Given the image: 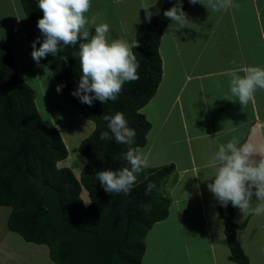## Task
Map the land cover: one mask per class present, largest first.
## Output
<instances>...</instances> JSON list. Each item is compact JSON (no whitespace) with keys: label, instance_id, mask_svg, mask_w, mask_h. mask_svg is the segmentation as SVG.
I'll return each instance as SVG.
<instances>
[{"label":"crops","instance_id":"obj_1","mask_svg":"<svg viewBox=\"0 0 264 264\" xmlns=\"http://www.w3.org/2000/svg\"><path fill=\"white\" fill-rule=\"evenodd\" d=\"M141 1L142 7L146 4L151 7L159 0H138L137 24L132 29L124 28L118 39H136L143 20L142 14L138 15ZM214 3L215 0L190 3L183 25L171 27L173 21L167 25L160 44L162 80L154 98L141 111L151 123L147 144L140 148L149 154L148 168L174 167L173 173L163 181V189L160 187L168 200L169 215L147 234L142 264H176L178 253L171 250L170 243L174 239L184 243L188 264H205L201 254L206 250L210 254L208 264H236L229 258L225 223L220 217V210L226 212L227 208L218 206L207 188L212 181L202 177L203 171L210 173L205 168L206 158L218 144L233 137L243 142L250 138L253 128L257 133L251 138L264 141V90H257L253 101L245 106L227 100H235L229 92V70L248 65L264 67V0H231L232 6L219 11ZM17 10L15 16L21 14ZM23 14L21 24L33 22L24 11ZM71 97L69 100H73ZM52 125L64 142L69 139L78 149L96 128L94 122L83 118L81 110ZM74 161L77 164L63 167L67 162L62 161L58 166L69 167L74 173L78 170L76 177L80 179L88 161L79 155ZM83 191L89 196L87 190ZM1 208L0 223L7 224L12 210ZM233 218L236 224L245 225L237 238L249 263L264 264V216H243L234 208ZM2 225L0 264L40 262V254L38 261H34V252L31 262L24 256L25 248L17 250L23 238L10 231L4 233ZM45 252L50 258L49 248Z\"/></svg>","mask_w":264,"mask_h":264},{"label":"trees","instance_id":"obj_2","mask_svg":"<svg viewBox=\"0 0 264 264\" xmlns=\"http://www.w3.org/2000/svg\"><path fill=\"white\" fill-rule=\"evenodd\" d=\"M20 2L28 19L37 22L42 18L38 0ZM174 3L175 0H159L150 7L153 12L150 23L145 22V10L142 11L143 20L135 39L139 47L133 49L140 64L139 79L126 83L116 102L102 104L97 101L89 107L71 94L80 75L79 43L85 41L63 47L56 56L45 60L54 78L60 84H66L63 90L71 94L83 118L96 125L94 132L79 147L81 155L88 161L80 179L71 169L58 167L59 162L69 156L67 146L58 129L44 123L36 106L35 93L19 75L13 50L9 46L0 47V208L12 210L7 222L9 231L27 243L48 246L54 264H75L73 246L53 228L42 187L48 184L60 191L66 220L85 231H100L116 207V194L105 193L95 173L129 166L121 154L129 148L140 149L147 144L151 123L141 111L154 98L162 80L160 44L171 22L163 13ZM189 6L190 0H182L184 12ZM88 32L90 38L95 29ZM116 112H123L129 126L135 130L134 144L100 139L101 132L109 131L111 135L104 117ZM114 155H121V159L114 160ZM173 171V166H165L146 168L139 174L136 186L129 192L127 238L111 264H142L147 234L153 226L168 218V201L161 196L159 189ZM149 184L154 185L150 191L147 190ZM83 189L89 193L91 203L88 206L81 197ZM233 215L231 205L226 212L220 210L231 253L229 258L236 264H250L237 238L238 231L245 225L236 224Z\"/></svg>","mask_w":264,"mask_h":264},{"label":"clouds","instance_id":"obj_3","mask_svg":"<svg viewBox=\"0 0 264 264\" xmlns=\"http://www.w3.org/2000/svg\"><path fill=\"white\" fill-rule=\"evenodd\" d=\"M195 5L203 0H190ZM92 0H38V8L43 16L37 21L41 36L32 43L31 56L37 65L49 54L56 56L63 47L75 46L79 43L80 75L72 95L81 103L93 106L94 102L102 104L116 102L126 83L139 79V61L133 49L139 47L136 40L108 38L110 26L100 23L95 26L94 35L85 30L89 23L96 24L93 17L89 20ZM231 0H215L216 10L226 9ZM145 22L150 23L153 12L146 4ZM163 15L173 21V25L181 26L187 20L183 11L182 0H175L173 7L164 11ZM39 45V47H37ZM75 56V55H74ZM67 60V58L65 59ZM242 74H239L241 73ZM229 92L231 97L242 106L253 101L257 90H264V67L248 65L244 68L232 69L228 72ZM66 84L56 86L61 93ZM109 131L101 132V140L114 139L117 144L132 145L135 143L136 132L129 126L123 112L105 116ZM256 128L250 138L241 142L233 137L226 143L217 145L216 150L206 158L202 180H211L207 184L219 207L231 205L246 215L264 216V141H256ZM122 155L129 166L120 169L100 170L95 173L100 187L108 195L128 194L136 186L139 174L150 166L149 154L141 149H132ZM114 155L113 159H121ZM59 167V166H58ZM197 176V175H196ZM154 187L149 184L147 190ZM218 216V213L216 214Z\"/></svg>","mask_w":264,"mask_h":264},{"label":"rangeland","instance_id":"obj_4","mask_svg":"<svg viewBox=\"0 0 264 264\" xmlns=\"http://www.w3.org/2000/svg\"><path fill=\"white\" fill-rule=\"evenodd\" d=\"M20 3L21 2H19V0L18 2H15L14 0H0V47L9 46L13 50L19 70V75L35 93L36 106L44 123L47 126H53L52 123L63 119L67 115L68 117H71L78 114L80 107L76 105L73 100H69L71 95L67 94L66 91L62 90L61 93H57L56 86L60 83L54 78L52 71L45 65V60L52 55L49 54L46 58H43L39 65H37L33 60L31 56L33 51L32 43L37 37L41 36V33L36 26L37 22L21 24L22 17H24V10L22 4ZM137 3L138 0H92L89 12L86 13V15L88 16L89 20L95 17L96 24L89 23L86 25L85 30L89 31L90 29H95V26L100 23H107L110 26L108 38L110 40L118 39L122 35L121 33L123 32L124 28L130 26L129 29H132L137 24L139 20V17H137L135 12ZM139 7H141L142 10L141 12H138V15H141L142 11L144 10L142 7V1L139 3ZM17 8H19L21 14L18 13L15 16L14 10L18 12ZM141 16L143 17V14ZM37 47H39V45H37ZM64 143L69 150V156L63 162L67 161L68 159L71 161H68L63 167L66 165L72 166L73 164H77L74 161V158H76L78 155L81 157L82 155L80 154L79 149L76 147V143H72L69 139L68 142ZM77 172L78 170H76L74 173L76 176ZM162 185L161 188L163 189ZM159 191L161 192L160 189ZM161 196L167 200L165 195L161 194ZM81 197L87 206L90 205L91 200L85 192ZM1 209L6 210L8 208L6 207V209ZM0 225H2L1 229L4 233L9 231L8 224L2 222ZM0 236H2V234H0ZM202 240L204 239H201V241ZM180 241L181 240L174 239L172 242H170L172 245L171 250H177L178 253V257L176 258L177 261L175 263L188 264L189 257L185 254L186 252L183 251L185 249L184 243ZM19 242L20 244H18L16 249L21 250L22 248H25L24 256L27 259H30L31 262L36 253L34 261H38L39 254L41 257L39 260L40 262L37 264L54 263L46 255L45 250L48 248L47 246H38L25 241ZM204 247L205 246L202 248ZM39 250H42V252ZM26 251H29V253H26ZM201 256L205 264L210 262V254L208 250L203 251ZM7 264L12 263L11 261H8Z\"/></svg>","mask_w":264,"mask_h":264},{"label":"water","instance_id":"obj_5","mask_svg":"<svg viewBox=\"0 0 264 264\" xmlns=\"http://www.w3.org/2000/svg\"><path fill=\"white\" fill-rule=\"evenodd\" d=\"M42 193L53 228L73 246L75 264H111L127 238L130 225L129 193L116 194V207L99 232L82 230L66 220L60 191L46 184L42 187Z\"/></svg>","mask_w":264,"mask_h":264},{"label":"bare ground","instance_id":"obj_6","mask_svg":"<svg viewBox=\"0 0 264 264\" xmlns=\"http://www.w3.org/2000/svg\"><path fill=\"white\" fill-rule=\"evenodd\" d=\"M69 161H71V160H69ZM67 162V161H66ZM72 163V162H71ZM69 164V163H68ZM70 166V165H69Z\"/></svg>","mask_w":264,"mask_h":264}]
</instances>
